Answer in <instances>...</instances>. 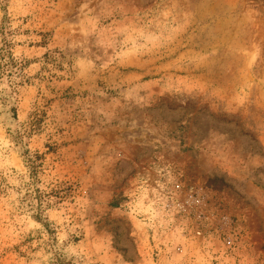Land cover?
I'll list each match as a JSON object with an SVG mask.
<instances>
[{"label": "rangeland", "instance_id": "rangeland-1", "mask_svg": "<svg viewBox=\"0 0 264 264\" xmlns=\"http://www.w3.org/2000/svg\"><path fill=\"white\" fill-rule=\"evenodd\" d=\"M0 264H264V0H0Z\"/></svg>", "mask_w": 264, "mask_h": 264}]
</instances>
